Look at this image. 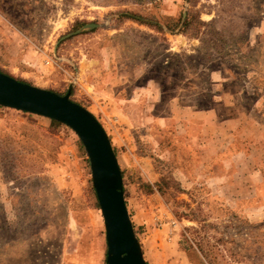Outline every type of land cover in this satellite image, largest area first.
<instances>
[{
  "label": "rangeland",
  "instance_id": "obj_1",
  "mask_svg": "<svg viewBox=\"0 0 264 264\" xmlns=\"http://www.w3.org/2000/svg\"><path fill=\"white\" fill-rule=\"evenodd\" d=\"M263 51L264 0H0V71L72 85L110 140L147 264H264ZM212 107L243 120L216 156L164 124ZM106 250L77 133L0 105V264H106Z\"/></svg>",
  "mask_w": 264,
  "mask_h": 264
},
{
  "label": "water",
  "instance_id": "obj_2",
  "mask_svg": "<svg viewBox=\"0 0 264 264\" xmlns=\"http://www.w3.org/2000/svg\"><path fill=\"white\" fill-rule=\"evenodd\" d=\"M65 94L20 81L0 71V105L57 120L83 143L104 221L106 264H147L126 208L122 175L107 133L97 118Z\"/></svg>",
  "mask_w": 264,
  "mask_h": 264
},
{
  "label": "crops",
  "instance_id": "obj_3",
  "mask_svg": "<svg viewBox=\"0 0 264 264\" xmlns=\"http://www.w3.org/2000/svg\"><path fill=\"white\" fill-rule=\"evenodd\" d=\"M257 70L259 71V76L264 81V51L262 52ZM259 91L261 92L258 94L257 102L264 104V86L260 87ZM224 97L226 96L221 94L219 99H223ZM232 104L233 103H230L229 105ZM176 114L178 115L175 116ZM176 114L172 115L170 118H165L164 124L168 125L170 122H173L175 126L178 124L185 126L186 131L191 136V141L196 145V149L201 150L206 156H216V154L223 151L227 145L224 143L220 144L219 135L224 132L233 134L243 123V120L241 121L238 115H229L223 118V116L219 115L216 107H212L211 110L201 111L184 108L179 110ZM251 120L252 122L250 125H254V123H258L260 119L257 118L254 120L252 118ZM204 141H206V143Z\"/></svg>",
  "mask_w": 264,
  "mask_h": 264
},
{
  "label": "trees",
  "instance_id": "obj_4",
  "mask_svg": "<svg viewBox=\"0 0 264 264\" xmlns=\"http://www.w3.org/2000/svg\"><path fill=\"white\" fill-rule=\"evenodd\" d=\"M18 80H20V81H24V80H21V79H18ZM26 82V81H25ZM55 92H57V93H59V94H63V93H60V92H58V91H55ZM50 121L52 122V123H56V124H59V123H61V122H59V121H57V120H54V119H51L50 118Z\"/></svg>",
  "mask_w": 264,
  "mask_h": 264
}]
</instances>
